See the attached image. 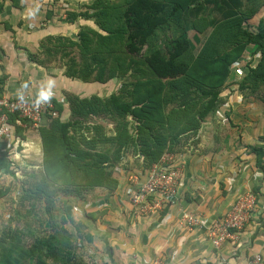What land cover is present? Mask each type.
<instances>
[{
  "label": "trees",
  "instance_id": "trees-1",
  "mask_svg": "<svg viewBox=\"0 0 264 264\" xmlns=\"http://www.w3.org/2000/svg\"><path fill=\"white\" fill-rule=\"evenodd\" d=\"M90 8L94 12L86 18L95 19L97 29L83 27L76 40L47 36L41 51L30 58L35 61L44 55L45 64L44 60L69 57L64 73L82 82L125 81L128 73L136 80L124 82L119 93L108 97L81 98L68 92L69 120L62 117L65 105L49 98L57 116L47 111L37 127L43 157L39 180L30 194L44 197L50 207L57 195L78 204L96 188H116L115 168L130 147L144 159L145 169L166 153H179L185 137L197 134L222 106L230 85L242 94L264 91V20L250 24L264 9V0H94ZM188 11L202 12L192 23L193 30L199 34L209 30L203 37L195 36L196 44L184 26ZM71 14L69 23L77 17ZM168 32L172 36L160 47L159 36ZM65 47L71 50H62ZM242 59L245 72L235 82L233 65ZM107 121L114 124L113 134L101 123ZM9 123L22 138L32 126L28 119H22L25 126L16 124L15 115H10ZM252 151L264 171V146ZM87 217L94 220L92 214ZM51 223L46 220L50 230L44 235L31 229L26 234L16 231V246L25 235L33 239L28 246L16 247L26 261L16 258V263L2 264H76L66 231ZM43 227L41 220L39 228Z\"/></svg>",
  "mask_w": 264,
  "mask_h": 264
},
{
  "label": "crops",
  "instance_id": "crops-1",
  "mask_svg": "<svg viewBox=\"0 0 264 264\" xmlns=\"http://www.w3.org/2000/svg\"><path fill=\"white\" fill-rule=\"evenodd\" d=\"M75 1L81 0L62 2L61 0H0V95L2 97L16 98L25 94L27 82L28 90L32 91L30 95L48 100L54 97L66 107L67 112L63 117L70 115L68 100L60 91L62 89L66 91L67 81H71L70 84L72 82L77 84L76 88L71 86L70 91L78 94V87L87 82L70 78L64 73L68 59L63 63L59 61L60 59L58 62L55 59L44 60V64L41 57L37 58L40 61H33L30 55L41 51V42L47 36L77 39L79 30L85 23L84 20L69 23L66 19L59 20L54 12L48 14L51 18L46 16V20L42 23L40 19H45V16L42 17V12L39 13L42 8L48 7L50 10L56 7V4L73 5ZM34 20L40 23L41 28L37 32H32L29 27ZM62 22L63 24H58ZM42 57L46 58L44 55ZM78 96L84 98L86 94ZM241 131L244 132V137L248 135V131L243 126ZM17 138L22 142L26 140V136ZM243 139L241 138L237 143L232 142L230 146L225 144V146L213 147L208 144L203 147L204 143L200 140L195 144L199 150L193 145L190 147L186 141L183 147L189 149H187L184 184L178 191L175 203L149 219L136 218L131 213L125 176L131 172L136 161L140 163L142 170L133 169V171L143 172L146 169L142 157H134L133 154L126 153L120 164L116 166L113 175L118 181V186L114 189L96 188L86 196L85 202L78 203L88 213H92L94 217L92 230L104 244L105 252L112 263L242 264L257 254L263 257L264 262V171L257 165L255 153L245 150L247 148L242 149L241 142H245L242 141ZM257 142L250 144L255 145L253 143ZM11 150L8 144L0 141V169L12 166L11 158L7 159ZM40 151H42L41 142ZM197 151L199 154L195 153ZM231 155L237 156L239 160H236L239 162L234 160L232 163ZM41 156L43 157V153ZM247 191L255 195L257 209L236 242L226 243L220 249H215L207 239L206 228L188 230L176 227L174 219L183 211L199 214L205 219V226H208L225 212L239 194Z\"/></svg>",
  "mask_w": 264,
  "mask_h": 264
},
{
  "label": "rangeland",
  "instance_id": "rangeland-1",
  "mask_svg": "<svg viewBox=\"0 0 264 264\" xmlns=\"http://www.w3.org/2000/svg\"><path fill=\"white\" fill-rule=\"evenodd\" d=\"M62 1L63 0H61V2ZM117 1L118 0H116V2ZM120 1L121 0H119V3ZM80 2L75 1L73 4L74 6L70 5V3H62L56 4V7H53L50 10L48 7L42 8L41 10L39 9V13L42 12V17L45 16V19H40V22L44 23L46 16L50 13L52 14L55 12L59 20L66 19V21H68L69 18H72L71 13H75V16H77L76 20L85 21L82 25L83 27L91 26V28L97 29L98 26L95 23V19L86 18V14L91 15L94 12V10L90 8V5H92L94 0H81ZM200 14H202V12L197 15H192V13L188 11L183 16L184 26L186 27L188 37L195 44L196 35L203 37L205 33H208L209 31L207 30L206 32L199 34L196 30H193L192 23L196 19V16ZM57 17H55V19L58 21ZM48 18H51V15H49ZM260 20H264V9L258 12L257 15L250 20V24L256 25ZM58 24H63V22ZM29 27L32 32H37L41 28L40 23L38 21L35 22V20L31 22ZM83 27H81L80 30H82ZM171 36V32L159 36V46L163 47L167 42L166 37ZM62 50L69 51L71 49L65 47ZM77 56L78 64H82L81 57L79 54H77ZM58 59H60L59 61H62V63L66 60L56 57L55 61L58 62ZM67 59H69V57H67ZM109 61L111 62L112 58H109ZM242 61H245V59L235 63L233 67L238 68L239 66H242L243 68L244 64H242ZM75 66L74 70L78 68L77 65ZM242 71L243 70H240L238 73L235 72V82L242 78L244 74ZM107 72L108 71H106V73ZM104 78H106V74H104ZM125 79V81H123V78L110 80L104 85L100 83L81 84L78 87V94H76H86V96L96 94L100 97H108L112 93H119L122 90L124 82H134L136 80L131 73H128ZM70 82L71 81H67L68 89H66V91H62L63 89L60 91L63 97H66L68 93L67 91H69V93L73 92L74 94V91L70 90H72V87L76 88L77 83L72 82L70 84ZM228 82H231V79ZM28 85L29 84L26 82L25 86L27 91L25 94L30 95V92L32 91L30 89L28 90ZM229 87L225 89L226 91L224 93L222 106L216 111L214 116H210L206 119L197 134H191L189 137H185L184 145H186V141H188L190 147L192 145L195 146L196 142L202 140V143H204L203 147L207 146V144L212 147L215 145L225 146V144L230 146L232 145V142L237 143L241 138H244L242 141L245 142H241L242 149L247 148L245 150H251L252 152V149L256 146H264V101L261 99V96H264V91L260 88L254 94H242L237 86L230 85ZM228 90H230L231 93H229ZM66 112L67 111H65L64 114H66ZM63 119L69 120L70 115L68 117H63ZM101 123L104 124L103 126L108 134H113V123L110 121ZM242 126L248 131L246 137H244V132L242 133L241 131ZM23 135L26 136L24 142L20 141L15 135L16 141H14V147L10 151V154H8L7 159L10 160L9 157L11 158L10 161L12 166L5 168L2 167L0 169V193L2 194V197H0V264L7 260L16 263V258L20 263L25 262L26 260L19 256V250L16 247L21 245L28 246L32 243L33 239H31L29 235H25L22 241L20 240L19 245L16 246L18 243L16 242V231L21 230L26 234L28 229H31L37 233L41 232L40 234L44 235L46 234L45 230H50V226L46 224V220L52 221L51 226L55 225L56 229H64L66 231L65 235L71 240H69V244L72 245L76 264H120L112 263L110 257H108L105 252L104 244L100 242L97 234L92 230L94 220L87 217L88 214L90 215L92 213H88L87 210L82 208V206H79L76 201H64L58 195L55 198L53 206L50 207L49 202L44 197L39 198L30 194L31 189L35 187V184L39 180L37 177L38 173H41V138L39 137L38 128L33 127V125L28 126ZM89 135L91 134L89 133ZM192 138L194 140H192ZM256 140H258V142ZM251 142L257 143L251 145ZM195 148L199 150L198 146H195ZM187 149H189V147H185V149L182 147L181 151L177 154L178 159L184 158L183 160H186L188 154ZM125 152L129 155L133 154L134 157L139 156L134 152L132 147ZM195 153L199 154L198 151ZM214 153L216 154L218 152ZM230 157L233 159L232 163L236 159L239 160L237 156L231 155ZM141 159L144 161L143 158ZM238 160H236L237 163L239 162ZM183 164L186 165V161H184ZM133 169L140 171L142 170V166L136 161ZM133 169L131 172H128L129 175L127 174V177L125 176V184H127V187H129L130 175L135 173ZM30 195L33 196L30 197ZM41 220H44L43 228H39ZM46 226L49 228L47 229ZM10 250L13 252L11 253ZM113 262H115L114 258ZM30 264H33V262Z\"/></svg>",
  "mask_w": 264,
  "mask_h": 264
},
{
  "label": "built area",
  "instance_id": "built-area-1",
  "mask_svg": "<svg viewBox=\"0 0 264 264\" xmlns=\"http://www.w3.org/2000/svg\"><path fill=\"white\" fill-rule=\"evenodd\" d=\"M234 67L235 72L245 70ZM241 72V73H242ZM47 111L57 116L52 101L23 94L16 98H0V141L11 148L14 147L15 126L9 123L10 115L16 116V124L25 126L22 119H28L33 127H38ZM251 153V152H250ZM178 153H166L159 162L153 164L143 172L132 173L129 177L127 195L133 216L149 219L159 215L165 207L175 203L179 189L184 184V170L182 158ZM257 209L256 197L251 191L242 192L228 206L217 219L205 226V219L199 214L183 211L174 219L178 229L206 228L207 239L215 249H220L226 243H234L240 233L250 222L253 212ZM242 264H264L259 254L249 258Z\"/></svg>",
  "mask_w": 264,
  "mask_h": 264
}]
</instances>
